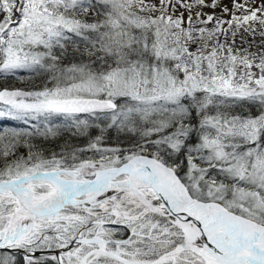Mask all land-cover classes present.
Masks as SVG:
<instances>
[{"label": "snow or ice", "instance_id": "snow-or-ice-1", "mask_svg": "<svg viewBox=\"0 0 264 264\" xmlns=\"http://www.w3.org/2000/svg\"><path fill=\"white\" fill-rule=\"evenodd\" d=\"M0 264H264V0H0Z\"/></svg>", "mask_w": 264, "mask_h": 264}]
</instances>
